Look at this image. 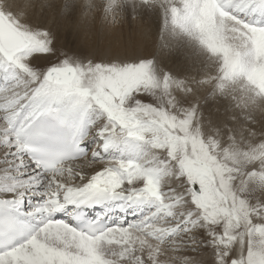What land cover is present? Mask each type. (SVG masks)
Returning a JSON list of instances; mask_svg holds the SVG:
<instances>
[{
	"label": "snow or ice",
	"instance_id": "obj_1",
	"mask_svg": "<svg viewBox=\"0 0 264 264\" xmlns=\"http://www.w3.org/2000/svg\"><path fill=\"white\" fill-rule=\"evenodd\" d=\"M0 264H264V0H0Z\"/></svg>",
	"mask_w": 264,
	"mask_h": 264
},
{
	"label": "bare ground",
	"instance_id": "obj_2",
	"mask_svg": "<svg viewBox=\"0 0 264 264\" xmlns=\"http://www.w3.org/2000/svg\"><path fill=\"white\" fill-rule=\"evenodd\" d=\"M128 34L129 36L124 37L122 33V29L118 33H113L109 31L105 26H98L95 27V29H93V34L90 37L86 36L85 34L84 35L80 34V38L84 40L83 43L84 47L91 51H94L93 48L98 49L99 47L98 44H101L100 51L103 53L109 50L110 48H123V47L142 48L143 47V44L139 36H137L134 31L132 34L131 33ZM68 36L71 37L72 34L69 33ZM103 53H101V55Z\"/></svg>",
	"mask_w": 264,
	"mask_h": 264
},
{
	"label": "rangeland",
	"instance_id": "obj_3",
	"mask_svg": "<svg viewBox=\"0 0 264 264\" xmlns=\"http://www.w3.org/2000/svg\"><path fill=\"white\" fill-rule=\"evenodd\" d=\"M61 2H62V0H61ZM98 26H104L102 23H98L95 27H98ZM95 27H94V29H95ZM133 31H134V29H133V27H131V26H129V25H125L123 28H122V33H123V36L124 37H126V36H129V34L128 33H133ZM135 32V31H134ZM81 35H84V33H81ZM137 35V34H136ZM138 36V35H137ZM89 37V36H88ZM71 38V39H70ZM67 39L71 42L72 40H73V37L71 36V37H69V36H67ZM98 39H99V37H98ZM80 41L82 42V44L84 43V40L82 39V38H80ZM93 41V40H92ZM97 42V41H96ZM101 42V41H100ZM98 49H94L93 48V50L94 51H97L99 54H101V53H103V52H101L100 51V46H101V44H98ZM97 48V47H96ZM131 48V47H130ZM105 53V52H104ZM103 53V54H104ZM102 54V55H103Z\"/></svg>",
	"mask_w": 264,
	"mask_h": 264
}]
</instances>
